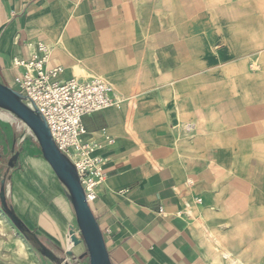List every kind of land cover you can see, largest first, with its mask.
<instances>
[{"label": "crops", "instance_id": "crops-1", "mask_svg": "<svg viewBox=\"0 0 264 264\" xmlns=\"http://www.w3.org/2000/svg\"><path fill=\"white\" fill-rule=\"evenodd\" d=\"M41 42L61 82L100 77L125 98L83 117L112 264H264V0H0L1 83L18 90L15 63ZM17 161L9 204L49 248L82 252L42 152Z\"/></svg>", "mask_w": 264, "mask_h": 264}, {"label": "built area", "instance_id": "built-area-1", "mask_svg": "<svg viewBox=\"0 0 264 264\" xmlns=\"http://www.w3.org/2000/svg\"><path fill=\"white\" fill-rule=\"evenodd\" d=\"M51 54V46L41 42L29 60L15 63L24 70L15 79L17 91L25 94L28 105L42 115L58 149L76 167L90 205L96 200V188L106 175L103 159L89 156L96 144L87 138L83 117L120 106L125 98L100 77L61 82V67L46 69ZM108 141L112 140L108 138Z\"/></svg>", "mask_w": 264, "mask_h": 264}, {"label": "water", "instance_id": "water-1", "mask_svg": "<svg viewBox=\"0 0 264 264\" xmlns=\"http://www.w3.org/2000/svg\"><path fill=\"white\" fill-rule=\"evenodd\" d=\"M0 109L6 110L19 118L33 132L44 159L55 172L62 184L66 196L73 206L75 219L67 231L74 245L85 243L90 256V264H112L103 232L86 199L76 167L63 154L53 140L52 134L42 115L28 105L25 94L0 82ZM13 155L7 164V171L15 167L19 152L12 149ZM0 204L3 211L12 220L23 236L37 249V251L54 264H70L65 256H58L40 237L31 231L17 215L13 205L7 202L6 182H0ZM78 231H75L74 226ZM67 254L73 255L71 250Z\"/></svg>", "mask_w": 264, "mask_h": 264}, {"label": "rangeland", "instance_id": "rangeland-1", "mask_svg": "<svg viewBox=\"0 0 264 264\" xmlns=\"http://www.w3.org/2000/svg\"><path fill=\"white\" fill-rule=\"evenodd\" d=\"M0 128L3 140H6L7 145L14 148L15 152H19L21 154L23 151V146H28L31 148L35 147L37 150L41 151L33 132L28 128V126H26L14 114L3 109H0ZM7 133L10 134L8 139L6 138ZM12 154L13 153L9 150L6 153L0 152V181L5 180L6 188L9 184L11 172L15 167H17L18 164L17 161L15 163V167L7 171V164ZM0 241L3 243V246L0 247V264H54L42 256L37 251V249L23 236L12 220L3 211L1 204ZM52 249L58 256H65L67 259L68 257H71L72 261L68 260L70 264H90V256L88 254L86 245L82 252L79 254H75L73 252V255L66 253L67 247L65 243L62 244L61 248L55 247Z\"/></svg>", "mask_w": 264, "mask_h": 264}, {"label": "bare ground", "instance_id": "bare-ground-1", "mask_svg": "<svg viewBox=\"0 0 264 264\" xmlns=\"http://www.w3.org/2000/svg\"><path fill=\"white\" fill-rule=\"evenodd\" d=\"M2 111V110H1ZM24 127V126H23ZM96 146H93L92 147V151L90 152V154H89V156L90 157H95L96 155H95V151H96V148H95ZM46 161V160H45ZM47 162V161H46ZM48 163V162H47ZM49 164V163H48ZM50 166V165H49ZM51 167V166H50ZM52 169V168H51ZM53 170V169H52ZM54 172V171H53ZM55 173V172H54ZM56 175V174H55ZM57 177V176H56ZM70 241H71V238H70ZM72 242V241H71ZM73 243V242H72ZM84 243V242H83ZM85 245V244H84ZM68 260H69V257H68Z\"/></svg>", "mask_w": 264, "mask_h": 264}, {"label": "flooded vegetation", "instance_id": "flooded-vegetation-1", "mask_svg": "<svg viewBox=\"0 0 264 264\" xmlns=\"http://www.w3.org/2000/svg\"><path fill=\"white\" fill-rule=\"evenodd\" d=\"M13 155V154H12Z\"/></svg>", "mask_w": 264, "mask_h": 264}]
</instances>
